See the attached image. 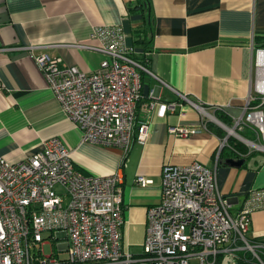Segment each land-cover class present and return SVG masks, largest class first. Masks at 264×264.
Returning a JSON list of instances; mask_svg holds the SVG:
<instances>
[{
	"label": "crops",
	"instance_id": "crops-1",
	"mask_svg": "<svg viewBox=\"0 0 264 264\" xmlns=\"http://www.w3.org/2000/svg\"><path fill=\"white\" fill-rule=\"evenodd\" d=\"M97 25L121 27L136 59L171 88L222 116L216 117L226 126L233 127L248 96L255 93L252 58L256 47H264V0H0V155L7 161L18 162L57 137L70 149L79 170L98 175L118 168L122 151L81 142V130L63 113L33 58L47 53L91 72L103 55L74 44H98L92 36ZM141 83L139 117L145 115L151 88L160 100L178 102L170 87L149 74L141 75ZM197 120V112L188 105L177 104L164 117L154 109L147 142L132 144L119 182L122 242L129 251H141L147 209L160 200L164 163L197 160L216 166L217 185L232 214L249 190L264 188V151L251 150L216 123L188 137H176L167 130L170 125L196 124ZM235 131L241 137L256 138L248 126ZM225 136L226 145L219 150ZM228 138L240 142L245 153L238 156ZM227 158L244 162L235 167L225 162ZM139 175L151 182L135 184ZM247 235L264 241V209L251 213ZM240 254L245 259L236 264H251L248 251Z\"/></svg>",
	"mask_w": 264,
	"mask_h": 264
},
{
	"label": "built area",
	"instance_id": "built-area-1",
	"mask_svg": "<svg viewBox=\"0 0 264 264\" xmlns=\"http://www.w3.org/2000/svg\"><path fill=\"white\" fill-rule=\"evenodd\" d=\"M92 36L98 44H74L103 55L91 72L47 53L33 58L63 113L81 130V142L119 148V166L108 174L85 173L76 168L70 149L57 137L18 162L0 155V264H217L223 259L236 264L245 259L243 251L264 264V241L247 235L251 213L264 209V188L249 190L232 214L218 188L216 166L197 160L164 163L160 200L147 209L141 251L132 253L122 242L119 186L132 144L148 140L154 109L159 117L175 111L177 104L197 112L196 124L168 126L173 136L188 137L216 123L247 146L264 151V47L253 51L255 93L230 127L136 59L121 27L97 25ZM143 73L170 87L178 102L160 100L151 88L145 115L139 117ZM245 126L254 130L255 139L236 133L235 128ZM226 141L227 136L219 150ZM150 182L141 175L135 179L140 186ZM44 244L54 245L55 251L44 253Z\"/></svg>",
	"mask_w": 264,
	"mask_h": 264
},
{
	"label": "trees",
	"instance_id": "trees-1",
	"mask_svg": "<svg viewBox=\"0 0 264 264\" xmlns=\"http://www.w3.org/2000/svg\"><path fill=\"white\" fill-rule=\"evenodd\" d=\"M218 118H221L222 119V116L220 115H216ZM224 120V119H223ZM212 126V123H209V128H211ZM213 127V126H212ZM220 133V132H219ZM221 134V133H220ZM228 145L231 146L232 148L235 149V151L238 153V156L245 153L246 151V148L240 143V142H237L235 141L234 138H228ZM224 148V147H223ZM222 148V149H223ZM221 149V150H222ZM247 261L251 264H258L257 260L255 258H252V256L249 254H247ZM262 260L264 262V255H262Z\"/></svg>",
	"mask_w": 264,
	"mask_h": 264
},
{
	"label": "rangeland",
	"instance_id": "rangeland-1",
	"mask_svg": "<svg viewBox=\"0 0 264 264\" xmlns=\"http://www.w3.org/2000/svg\"><path fill=\"white\" fill-rule=\"evenodd\" d=\"M255 139V138H254ZM251 150H257V148L253 149V146L249 147ZM259 150V149H258ZM44 237H47L50 235V233H44ZM39 245V244H38ZM42 249L44 253H50L52 250L55 251V246L51 244H44L42 246ZM132 253H139V251H132Z\"/></svg>",
	"mask_w": 264,
	"mask_h": 264
},
{
	"label": "water",
	"instance_id": "water-1",
	"mask_svg": "<svg viewBox=\"0 0 264 264\" xmlns=\"http://www.w3.org/2000/svg\"><path fill=\"white\" fill-rule=\"evenodd\" d=\"M225 162L231 166L239 167L244 162L243 159L227 158Z\"/></svg>",
	"mask_w": 264,
	"mask_h": 264
}]
</instances>
